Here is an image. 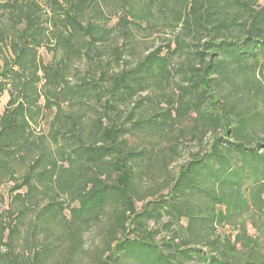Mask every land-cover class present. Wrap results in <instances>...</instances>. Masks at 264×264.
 Segmentation results:
<instances>
[{
	"label": "trees",
	"instance_id": "1",
	"mask_svg": "<svg viewBox=\"0 0 264 264\" xmlns=\"http://www.w3.org/2000/svg\"><path fill=\"white\" fill-rule=\"evenodd\" d=\"M0 8V264H264V2Z\"/></svg>",
	"mask_w": 264,
	"mask_h": 264
},
{
	"label": "rangeland",
	"instance_id": "2",
	"mask_svg": "<svg viewBox=\"0 0 264 264\" xmlns=\"http://www.w3.org/2000/svg\"><path fill=\"white\" fill-rule=\"evenodd\" d=\"M41 3H44V0H38ZM264 2V0H261ZM2 14V10L0 8V16ZM156 37L153 36L151 39H155ZM9 100V96L7 93L4 94V96L0 99V114H2L7 106V102ZM50 117H48L47 120H49ZM42 122V129L47 130V122ZM136 144L137 140H132ZM143 145V144H141ZM199 145L195 142H186L182 141L180 146V154L178 157H175V160L173 163L169 166V172L171 175L175 174L180 166L186 162L189 158H191L192 153L196 152L198 150ZM161 178L159 179V182H161ZM151 185V182L145 183L146 187H149ZM9 187L10 186H3L2 193L4 195V198L6 199V202L9 200ZM66 214L69 216V212H66ZM245 224L248 228L250 236H252L254 239H257L259 241H264V219L260 214H255L254 218L251 219L249 217L248 219H245ZM222 234L224 235H236L239 230L237 228H234L233 226L226 227L224 230H221ZM86 242H87V249H92L98 246L100 242V237L97 234V230L95 228H92L91 230H88L86 233ZM77 264H91L89 257L83 256L82 254L78 258Z\"/></svg>",
	"mask_w": 264,
	"mask_h": 264
}]
</instances>
